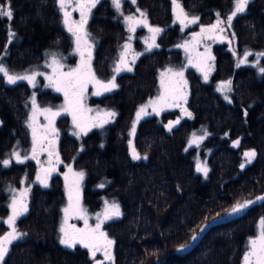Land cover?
Instances as JSON below:
<instances>
[{"label": "trees", "instance_id": "obj_1", "mask_svg": "<svg viewBox=\"0 0 264 264\" xmlns=\"http://www.w3.org/2000/svg\"><path fill=\"white\" fill-rule=\"evenodd\" d=\"M179 1L190 13L211 20L217 10L225 12L233 0ZM143 2L151 20L166 27L160 47L144 53L132 71L117 76V89L95 100L118 112L115 121L80 139L64 132L60 155L67 165L85 170L83 200L88 207L96 208L105 196L121 203V215L106 223L114 241L113 261L103 264H241L246 242L256 233L259 217H264V200L256 199L264 197V73L254 67H235L232 53L216 45L213 76L231 77L233 101H226L197 72L188 70L192 87L189 105L197 116L182 118L168 130V112L140 120L134 144L141 158L133 159L128 131L135 110L155 94L159 68L180 58L178 49L171 47L176 31L170 2ZM5 3L10 4L13 16L0 17V60L12 70L34 67L42 63L47 48L66 49L72 42L57 0H0ZM263 6L264 0H256L248 12L235 17L239 50L264 45ZM110 12L115 15L111 5L101 1L98 17L90 22L100 39L96 62L104 69L125 38L121 16L112 17ZM29 91L26 81L9 84L0 74V157L15 142H28L24 120ZM47 92L42 93L44 99H58ZM199 121L211 131L204 142L210 149L207 176L196 170L197 152L186 142ZM59 123L66 127L68 117H60ZM245 150L255 151L251 162L243 161ZM34 167L31 161L7 167L0 161V215L7 211L4 186L19 184L24 170L32 178ZM49 179V185H33L30 209L18 220L25 235L11 244L3 264H93L87 248L60 243L64 183L58 174ZM245 200L254 203L230 213L233 205ZM5 227L0 222V232ZM181 245L185 247L181 249Z\"/></svg>", "mask_w": 264, "mask_h": 264}, {"label": "rangeland", "instance_id": "obj_2", "mask_svg": "<svg viewBox=\"0 0 264 264\" xmlns=\"http://www.w3.org/2000/svg\"><path fill=\"white\" fill-rule=\"evenodd\" d=\"M125 2H128L127 7H125V4H124ZM57 6H59V5L57 4ZM132 8H134V9H132ZM58 9H59V7H58ZM74 9H75V6L72 5L67 10L71 13V20L79 21L80 20V13L78 10H74ZM116 10H117V13L119 15H121L123 26H125V29L127 32V37L124 39H121V41L117 45L118 48L115 52V56L109 58V60L107 62L106 69L103 68L102 63H97L94 59V57L96 56L95 53L97 50L96 40H95L96 38L92 36L93 35L92 34V28L90 27V22H91V19L93 17L92 16L93 15L92 14L93 9H91V13L88 16L86 31L89 34V36H88L89 43H91V45H92V48H91V67L95 68V70L97 71L95 74L96 78L101 80V81H104L106 83L107 81L111 80L113 76H115L116 77L115 83L119 87V81L117 80V76L122 74V72L127 71V70H125V71H121L119 73L115 72V67H116L117 62L120 59V55L122 52H125V49L123 46L126 43L131 44V48L127 50L126 59H127V62L130 64V66L133 70L134 64L141 58V55L143 54V52L149 51V50H147L148 45L145 43V40L148 39L149 42H151L150 37L152 35V33L149 32L148 28L144 27L142 25L137 26L134 32L129 31V22L126 21L125 18L128 16H132L137 20H142V19L146 18L149 25H151L152 27H158V26L155 25L154 23H151L148 14L146 13V11L142 7H140L139 3H137V0H135V2H133V0H121L120 9H116ZM234 10H235V0L232 1L231 6H229L227 8L225 14H222L220 11L217 10L215 16L211 20H204L203 18H201L200 14L192 15V13H190L189 11L184 9V12L187 13L189 19L191 17H197L198 18L196 23L186 24V26L181 25L180 21L177 20L176 14H175L174 21H173L172 25L175 27V31H176L175 34L176 35H175V42L173 44H171L172 45L171 47H173L174 49H178V53L180 54V58H179V60H176L175 62L174 61L169 62V63L165 64V66L159 68V71L157 73V78H158L157 87H156L157 90H156L155 94L147 96L145 98V100L137 106V108L135 110V115H134L133 120H132L131 128L128 131L129 141L132 142L131 145L128 142L129 150H130L131 154H132L133 147L135 148V144H134L135 132H134V134L132 133V127H133L134 121H136V113L141 108V106L148 105V107L146 108V111L148 113H151V114L150 115H143L139 119V121L142 119H145L146 117H149V116H158L159 117L161 114L168 112L170 114V117L167 119V122L165 123L167 130L169 129V127H168L169 122H173L172 126H176V125H178V123H174V122L175 121L181 122L182 118H187V119H189V118L193 119L194 118L195 119V117L197 116V113L193 109H190L191 107L189 105V102L191 99L190 96L192 93V87H191L190 77H188V70H194L195 72H197V74H199L201 76L203 82L206 84H210L211 87H213L215 89V91L219 95H221V97H223L225 99V96H227L228 99H225L226 101H228V102L233 101V96H232L233 86H232L231 77L215 79L213 76L215 69H216V66H217L216 65L217 56H216L215 51H214L215 50L214 48L216 45L221 44L228 52L232 53L233 62L235 64V67H241V66L254 67L255 70L259 74L261 73L260 68H264V64L262 63V58L264 57V55H259V54L264 53V45H261V47L246 46V47L241 48L240 50L238 49L237 35H236L235 28H234L235 17L232 20L231 26H228L227 22H226L227 17L229 15H231V13ZM59 11H60V9H59ZM60 13H61V17H62L63 12L60 11ZM141 13H144L145 16H141ZM218 18L225 22L224 24L221 25L224 28L223 32L216 31V32H213L210 34H205L201 37L194 38V36H193L194 33H200L202 27H208L212 24H215ZM63 21H64V18H63ZM65 28H67L66 25H65ZM68 33H69L70 39L72 41V42H70L68 47L66 49L58 47V46L47 48L48 50H46L45 55L41 60L42 63L36 64L34 67L24 68V70L23 69L22 70H15V69L12 70L6 63H4V61L2 59L0 60V63H2L8 69L9 74L23 76V75H31L34 72L40 73V75L36 76L35 85L30 84L27 80L17 81V82H20V81L25 82L26 81L27 84H29V86H30V91L28 93V97H27L26 104H25V106H26V115L25 116L26 117L24 120V125L28 131V134H27L28 135L27 136L28 142L23 144V143H20L19 141H17L13 145H11L10 147L6 148L5 152L0 157V161H1V164L3 167L11 166L12 164H15V163L26 164V163H28V161H31L35 165V167H34L35 171H34L33 177L29 178V171L24 170L22 175L19 177V180H18L19 184H16L14 182H8L4 186L3 193L6 194L5 204L7 206V211L5 214L0 215V222L6 227L3 231L0 232V236H3L6 232L10 231L6 221H7L8 217L12 214L11 204H12L13 197L16 196L17 198H19L21 191L27 189V195L25 197V202H26L27 208L29 210L30 205H31V203H30V198H31V193H32L31 190H32L33 185L35 183H38L37 181H35L36 174H38V172H40V168H49L50 166L54 165V166H56V171L54 174H58L61 177V179L63 180V183H64L63 185H64V190H65V200H64L65 202L63 203V205L61 207L62 213H61L60 221H59V223H60L59 224V234H60V238L62 237L63 234L60 232V228L64 224V216H65L64 209L66 207H68V203H69V201H68V187L66 186L65 174L69 173V166H70L64 162L63 158L60 155L59 144H60L61 138L63 137L62 134L64 132H66L69 135H73V136L80 139V138H82L83 134H86L87 132H90L95 128H103V127H106L109 124L113 123V121H115V119L118 115V112L114 108L108 107L106 105L100 104L97 101H95L97 98H99L105 94L111 93L113 90L117 89L118 87L113 89L110 92H104L101 95H95L94 93L97 91V88L93 84H88L87 89L84 93V101H83L84 106L86 108L92 109V111L90 113H88V116H90V117H97L98 114L101 117H103L104 113H106V112H114L115 116L109 118L107 123L103 124L102 127H99V126L90 127L87 132H83L73 124L72 116L70 113L61 111L62 106L65 105L64 94H63V92H58L55 90V88L49 86V80L46 77L53 75V67L49 66L52 63V56L53 55H55L56 59L59 60L61 65H63V68L61 70L64 72H67L70 69H74L80 64L81 58H80V54L76 51L75 38L73 37V35L69 31H68ZM161 34L162 33H160V35ZM209 35H211L213 38L209 39L208 38ZM129 37H131V39H129ZM196 41H199V42L197 43ZM155 42H156V44L160 45V42L158 41V39H156ZM185 42H188L187 50L184 47H178V45H184ZM98 43H99V41H97V44ZM153 48H156V47H153ZM245 52L250 53L246 58H245ZM137 54H139V55H137ZM86 55H87V53H86ZM209 56L212 57L213 59H209L208 58ZM244 59H246V62L240 63V61L244 60ZM198 64H199V67L197 66ZM169 68H171L174 72L183 71V80L186 81L187 83H186V85L182 86L181 92L185 98L179 99L176 101L177 103L180 104V107H168L165 105L162 107V110H160L157 114V112H153L152 106L149 104V101H155L157 99V97H159L164 92V89H162V87H161V73L165 72L166 69H169ZM201 69H204V71H208V79L207 80L204 79V71H202ZM0 74H2V73H0ZM176 79H178V78L172 77L170 73L166 74V76H165L166 82H168L170 80L175 81ZM5 81L7 82L6 77H5ZM226 81H231V84L229 85V87L227 89H225L224 92H221L219 90V86L221 85L222 82H226ZM47 91L52 93V94H56L57 97L59 96L58 99L57 100H55V99L51 100L49 98L44 99L42 97V96H44L42 93L47 92ZM33 95L35 96L36 105L38 106L39 109L50 108V109H52V111H60V115L55 117L54 124H53V127L56 129V133L54 135H50L48 137L49 140L54 142L52 148L50 149L51 151H54L53 156L51 157V163H50V157L48 154V150L40 151L39 146L37 147L36 159H32L33 137H32V129L29 127V123L32 122V117H33V105H32ZM178 95H179V93H178ZM182 109H186L188 112H190L192 114V116L188 117L187 115H185V113H184V111H182ZM62 116L68 117V123H67L66 127L60 125V123H59V118ZM139 121L136 122V124H135V131H136V128L139 124ZM34 123H35V126L38 128V130H42L41 126H47L49 124V120L45 118L44 113L38 112L35 116ZM195 126L196 127L192 128L190 130V134H189L187 141H186L187 147L188 148L193 147L195 152H197V155L194 158L196 170H197V164L201 163V164H206V166L208 168V172H209L210 164L208 162V155L210 154V149L207 147L205 148L204 142H205V139L211 134V131L208 130L207 126L204 125L203 122H200V121ZM77 133H79V135H77ZM193 134H195L196 137L204 136V139L198 141L197 143H190V141L193 140ZM44 148L49 149V145H48L47 141H45V143H44ZM135 151H136V148H135ZM248 151H251V150H245V152H248ZM14 153H19L23 162H18ZM56 154H58L60 162H57ZM25 156H27L28 158L24 159ZM5 160L9 161V163L7 165H5L3 163V161H5ZM246 160H247V158L243 154V161H246ZM252 160H253V158L251 159V161ZM70 167L72 169V172H77V173L83 172L85 175L84 169L78 168L76 166H70ZM199 173L204 174L203 172H199ZM84 175H83V179L80 180V182H79V197H80V206L85 211V214L88 218V224L92 227H95V225L97 223V214H100L101 218H103V213H104V210L106 207V202L109 205H111L113 203L118 204L119 208H120V213H122V206H121L120 201L118 199H115V198L109 197V196L103 197L101 199L102 200L101 203L96 208L92 209V208L88 207V205L83 200V193H84L83 188H84V181H85ZM49 178L47 179V185H49L50 181H51ZM72 180H73V177L69 173V180H68L67 184H71ZM40 183H38V184H40ZM20 217H18L16 220V229L18 230V232L22 233V230L20 229V227L18 225V220L20 219ZM261 218L262 217H259L258 222L256 224L257 225L256 233L251 235L250 238H254L257 235H259V221ZM67 223H68V225H75L77 228H84L85 227L84 220L81 218H77V216H75V215H70ZM106 223H107V220H105L102 223L100 231L106 233L107 237L112 240L111 236L109 235V233L106 230ZM21 238H19V239H21ZM19 239H17V240H19ZM17 240H15V241H17ZM248 240H249V238H248ZM248 240L246 242V247L248 245ZM15 241H13V242H15ZM192 241L194 242L195 240H192ZM62 245H64V244H62ZM10 246H9V250L11 248ZM71 248H73V247H71ZM246 250H247V248H246ZM88 251H89V249H88ZM89 254L91 255L90 251H89ZM111 255L113 258L114 257L113 245L111 247ZM243 256H244V254H243ZM243 256H242V258H243ZM92 260H93V264H96L97 261H102L103 263H105V262L109 263V262L113 261V259L111 261L105 260L103 251L97 252L95 258L92 257ZM2 264H3V262H2Z\"/></svg>", "mask_w": 264, "mask_h": 264}, {"label": "snow or ice", "instance_id": "obj_3", "mask_svg": "<svg viewBox=\"0 0 264 264\" xmlns=\"http://www.w3.org/2000/svg\"><path fill=\"white\" fill-rule=\"evenodd\" d=\"M99 0H57L60 11L63 12L64 16V24L67 26V30L73 35L75 38L76 51L80 54L81 62L80 64L74 68L70 69L67 72L62 71L63 65L60 64L59 60L56 59L55 55L52 56V63L49 65L53 67V75L47 76L46 78L49 80V86L55 88L58 92H63L65 98V105L62 106L61 111L68 112L72 116L73 124L79 128L83 132H87L90 127H102L103 124L108 122V119L115 116L114 112H106L104 116L101 117L99 114L97 117H90L88 113L92 111V109L86 108L84 106V93L87 89L88 84H93L97 91L94 93L95 95H101L104 92H110L113 89L117 88L118 85L115 83L116 77L113 76L111 80L101 81L96 78L95 73L91 68V48L92 45L88 40V32L86 31V25L88 22V16L91 13V9L96 6ZM135 2V0H133ZM250 0H235V10L227 17V25L231 26L232 20L238 14L244 13L246 11L247 5ZM112 3L116 9H120L121 0H112ZM173 11L176 14L177 20L180 21L181 25L186 26V24H194L197 22V17H191L189 19L187 13L184 12L182 5L179 3V0H172ZM74 5L75 9L80 13V20L73 21L71 20V13L67 10L70 6ZM13 16L10 4H0V17H5L11 19ZM141 16H145L144 13H141ZM126 21L129 22V31L134 32L137 26L147 27L149 32L152 33L149 42L148 39L145 40V43L148 45L147 50H151L153 47H159L156 44V36L159 35L163 29L158 27H152L148 24L147 19L137 20L132 16H128L125 18ZM225 22L217 19L215 24H212L208 27H202L200 33H194V38L201 37L205 34H210L216 31L223 32L224 28L221 26ZM10 35H14L11 33ZM209 39L213 37L211 35L208 36ZM131 39V37H129ZM197 43L199 41H196ZM125 52H122L120 55V59L116 64L115 72L119 73L121 71H131L132 68L130 64L127 62L126 53L127 50L131 48L130 43H126L124 46ZM178 47H184L186 50L188 48V42H185L184 45H178ZM87 53V55H86ZM250 53L245 52V58ZM139 55V54H137ZM199 55V54H198ZM259 55H264V53H260ZM209 59H213L212 57H208ZM246 59L241 60L240 63H245ZM199 67V64L197 65ZM204 71V69H201ZM260 72L264 73V68H260ZM0 73L3 74L7 79V83L15 84L19 80H27L30 84L35 85L36 76L40 75V73H32L31 75H14L9 74L8 69L0 63ZM170 73L172 77H176L175 81L166 82L165 76ZM204 79H208V71H204ZM186 81L183 80V71L174 72L171 68L166 69L165 72L161 73V87L164 89V92L157 97L155 101H149V104L152 106L153 112H158L162 110L163 106L168 107H180V104L176 101L179 99H184V95L181 92V88L183 85H186ZM231 81L222 82L219 86V90L224 92L225 89L229 87ZM179 93V95H178ZM225 99H228L225 96ZM32 105H33V117L32 122L29 123V127L32 129V137H33V155L32 159H36L37 157V147L39 146L40 151L48 150V154L50 157L53 156V151L50 149L53 146V141L49 140L48 137L50 135H54L56 133V129L53 127L54 119L56 116L60 115V111H52L50 108L39 109L36 105L35 96L32 97ZM148 105L141 106V108L136 113V121L133 123L132 133L135 132V124L139 121V119L143 115H150L146 111ZM185 115L191 116V113L186 109H182ZM38 112H42L45 114V118L49 120V124L47 126H41L42 130H38L35 126V116ZM173 122H169V129H171ZM174 123H179V121H175ZM79 135V133H77ZM204 136L196 137L193 134V140L190 143H197L200 140H203ZM45 141L48 142L49 149L44 148ZM131 141L129 144L131 145ZM238 141H235L234 144H238ZM18 162H23L19 153H14ZM244 156L247 158L246 162H250L252 158L255 157V151H248L244 153ZM28 157L25 156L24 159ZM132 158L140 159L141 157L135 151V148L132 149ZM146 158V157H145ZM56 160L59 161L58 154H56ZM5 165L9 163V161H3ZM244 167V164H241V168ZM43 176L40 174L37 175V180H39L45 186L47 185V179L50 176L51 172L55 171L54 167L42 168L41 169ZM197 171L203 172L205 176H207L208 168L206 164H197ZM69 173L72 175L73 180L71 184H67L69 180ZM69 173L65 174L66 186L68 187V207L64 209V224L60 228V232L63 234L60 238V243L64 244L68 247H75L77 244L82 245L83 247L89 249L93 258H95L96 253L103 251L105 260L111 261V247L114 244V241L107 237V234L100 231L101 225L105 220H111L114 217H119L121 215L120 208L118 204H107L103 213V218H101L100 214H97V223L95 227H92L88 224V218L85 214V211L80 206V197H79V182L83 179V172H72L71 167L69 166ZM103 187V185H100ZM27 195V189L21 191L19 198L16 196L13 197L11 209L12 214L8 217L6 223L10 229V231L6 232L3 236H0V264H2L5 255L9 251V246L13 243V241L21 238L24 233L18 232L16 229V220L18 217L24 215L27 211V204L25 202V197ZM257 200H264V197H257ZM253 200H245L244 202H237L235 205L231 207L229 210L230 213L235 214L243 211L248 208L251 204H253ZM70 215H75L77 218H81L84 220L85 227L77 228L75 225H68L67 221ZM204 227L200 228V231H204ZM198 233L192 236V240H196ZM185 245H181L180 248L183 249ZM96 264H103L102 261H97ZM243 264H264V217H262L259 221V235L254 238H249L247 250L243 256Z\"/></svg>", "mask_w": 264, "mask_h": 264}, {"label": "flooded vegetation", "instance_id": "obj_4", "mask_svg": "<svg viewBox=\"0 0 264 264\" xmlns=\"http://www.w3.org/2000/svg\"><path fill=\"white\" fill-rule=\"evenodd\" d=\"M101 1H105L106 3H109V5H111V9H112V11H114V13H115V15L117 14L118 16H121V15H119L118 13H117V10H116V8L114 7V5H113V3H112V0H99V2L96 4V6L94 7V8H92L93 9V12H92V16L94 17V16H97L98 15V12H99V3L101 2ZM144 0H137V3H139V5H140V7H142L145 11H146V13L148 14V16H149V18H150V21H151V23H154L155 25H157L159 28H161V29H163V31L161 32L162 34L160 35H157V37H156V39H158V41L160 42L162 39H163V34H164V32H165V28L166 27H164V24H161V23H159V22H154L153 20H151V17H150V14L148 13V8H147V6H146V3H144L143 2ZM256 0H250V2H249V4L247 5V10L244 12V13H246V12H248L249 11V8H250V6H251V4L253 3V2H255ZM168 2H170V4H169V7H170V12L171 13H173V17H172V23H173V21H174V17H175V12L173 11V4H172V0H168ZM180 2V1H179ZM127 3L128 2H125L124 4H125V7H127ZM181 3V2H180ZM58 4V3H57ZM181 5H182V7H183V9H185V10H187V11H189L185 6H183V4L181 3ZM57 7H59V6H57ZM134 7V6H133ZM132 9H134V8H132ZM263 12H264V6H263ZM226 12V11H225ZM225 12L224 11H222L221 13L222 14H225ZM112 12H110V15L112 16V17H114L115 15H112L111 14ZM242 14V13H241ZM116 15V16H117ZM192 15H196V14H194V13H192ZM240 14H238L237 16H239ZM236 16V17H237ZM63 17V16H62ZM93 17H92V19H93ZM98 17V16H97ZM64 18V17H63ZM121 18V17H120ZM91 19V20H92ZM122 19V18H121ZM204 20H209V18H206V19H204ZM121 22H122V20H121ZM125 27V26H124ZM92 36L93 37H95L96 39V47H98V44H97V41H99L98 40V38H97V36L99 37V34L98 33H96L94 30H93V28H92ZM123 36H125V38L127 37V32H126V29H125V31H124V35ZM160 47V46H159ZM159 47H156V48H159ZM156 48H153L152 50H149V51H146V52H143V54L144 53H147V52H150V51H154V49H156ZM98 49V48H97ZM97 51V50H96ZM142 54V55H143ZM141 55V56H142ZM111 57H113V56H115V53L114 54H112V55H110ZM94 59H95V61L96 60H98L97 58H96V56L94 57ZM92 69L95 71V74H96V70H95V68H93L92 67ZM125 72H127V71H125ZM54 152V151H53Z\"/></svg>", "mask_w": 264, "mask_h": 264}, {"label": "water", "instance_id": "obj_5", "mask_svg": "<svg viewBox=\"0 0 264 264\" xmlns=\"http://www.w3.org/2000/svg\"><path fill=\"white\" fill-rule=\"evenodd\" d=\"M92 68V67H91ZM93 70V69H92ZM93 72L95 73V71L93 70ZM191 116H192V114H191ZM191 116H188V117H191ZM50 167H54L55 168V171H56V166H50ZM41 169L42 168H40V172H38V174H40L41 176H43V173H42V171H41ZM55 171H53V172H51V174H50V176L49 177H51L54 173H55ZM38 174H36V176H35V181H37L38 183H40V181L39 180H37V175ZM48 177V178H49ZM241 264H243V260H242V263Z\"/></svg>", "mask_w": 264, "mask_h": 264}]
</instances>
